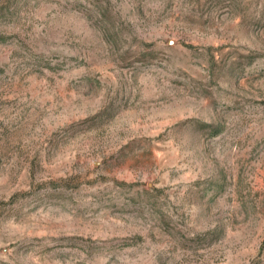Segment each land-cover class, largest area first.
Here are the masks:
<instances>
[{"label": "rangeland", "instance_id": "1", "mask_svg": "<svg viewBox=\"0 0 264 264\" xmlns=\"http://www.w3.org/2000/svg\"><path fill=\"white\" fill-rule=\"evenodd\" d=\"M0 264H264V0H0Z\"/></svg>", "mask_w": 264, "mask_h": 264}]
</instances>
